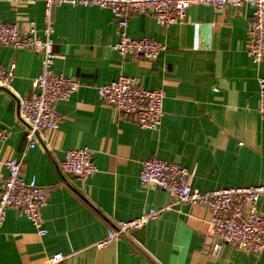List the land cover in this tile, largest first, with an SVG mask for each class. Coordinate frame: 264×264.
Returning a JSON list of instances; mask_svg holds the SVG:
<instances>
[{
    "label": "crops",
    "instance_id": "obj_1",
    "mask_svg": "<svg viewBox=\"0 0 264 264\" xmlns=\"http://www.w3.org/2000/svg\"><path fill=\"white\" fill-rule=\"evenodd\" d=\"M250 4L192 5L187 20L161 27L152 15H134L128 34L151 38L165 50L155 61L122 56L113 46L120 34L109 10L60 5L53 10L54 71L75 77L80 89L60 101V127L39 138L26 157L23 177L48 191L44 227L37 229L18 209H9L0 233V264H49L58 253L64 264H264V251L252 256L231 244L215 255L217 240L204 206L178 204L156 186L140 183L142 164L150 159L181 165L192 173L198 192L221 188L264 186V122L260 118L259 78L247 54L253 21ZM44 0H0V20L28 31L37 25L43 38ZM0 66L14 72L0 87V198L9 172L6 161L19 160L28 126L20 117V101L34 91L42 58L31 50L0 45ZM136 77L146 89L164 90V117L156 130L141 129L135 120L102 101L98 87L119 76ZM88 148L98 172L83 180L63 174L67 150ZM168 208V209H167ZM164 210L150 222L143 240L124 235L99 248L116 222L143 212ZM264 215V198L259 203Z\"/></svg>",
    "mask_w": 264,
    "mask_h": 264
},
{
    "label": "built area",
    "instance_id": "obj_2",
    "mask_svg": "<svg viewBox=\"0 0 264 264\" xmlns=\"http://www.w3.org/2000/svg\"><path fill=\"white\" fill-rule=\"evenodd\" d=\"M46 5L44 37L36 36L37 25L32 23L28 31L0 20V45L17 50H31L42 58L41 74L34 81V91L21 99L20 117L28 126L26 146L19 160L10 159L5 165L9 175L3 184L0 198V233L9 209L21 210L37 229L40 236L47 235L44 227L43 211L49 202L48 191L37 183L35 177L26 181L23 177L27 155L38 146L39 138L59 129L61 115L57 110L60 101H69L80 89L75 77H68L54 71L57 55L54 50L53 10L60 5L90 6L109 10L117 24L120 40L113 46L123 59L143 57L155 61L164 52L162 43L144 37L134 39L128 34L129 20L134 15H152L163 28L182 24L187 20L188 9L192 5L211 6L216 13L231 6L236 9L250 4L254 8L253 21L248 30L247 54L253 63L259 65L264 60V0H44ZM14 79V72L0 66V87H8ZM259 114L264 122V77L259 78ZM102 101L113 106L118 112L135 120L144 130H156L164 117V90L146 89L141 81L132 76L119 78L98 87ZM8 134L0 128V142H5ZM63 174L87 180L98 169L93 162V152L88 148L67 150L59 166ZM192 173L178 164H170L161 159H150L142 164L140 183L156 186L170 193L178 204L206 207L211 215L210 223L217 240L214 253L218 255L224 244H231L238 250L252 256H260L264 251V215L259 211V203L264 198V186L246 188H221L198 192L193 189ZM168 209V208H167ZM164 210L151 209L130 221L116 222L99 248L109 246L124 235L146 227L160 219ZM66 256L55 254L49 264H64Z\"/></svg>",
    "mask_w": 264,
    "mask_h": 264
},
{
    "label": "water",
    "instance_id": "obj_3",
    "mask_svg": "<svg viewBox=\"0 0 264 264\" xmlns=\"http://www.w3.org/2000/svg\"><path fill=\"white\" fill-rule=\"evenodd\" d=\"M144 231H145V227L140 229V230H137L135 231L133 234L134 236H136L139 240H143V236H144Z\"/></svg>",
    "mask_w": 264,
    "mask_h": 264
}]
</instances>
